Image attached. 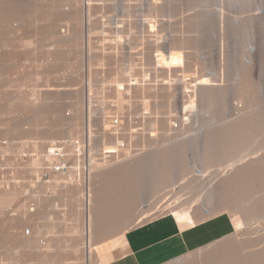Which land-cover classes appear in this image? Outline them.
Here are the masks:
<instances>
[{
	"label": "rangeland",
	"instance_id": "rangeland-1",
	"mask_svg": "<svg viewBox=\"0 0 264 264\" xmlns=\"http://www.w3.org/2000/svg\"><path fill=\"white\" fill-rule=\"evenodd\" d=\"M170 1L172 0H2L3 10L1 9L0 14L5 18L0 17L3 20L0 21V61L3 63L5 56L12 57L13 61L5 58L3 64L0 62V187L19 191L21 203L33 215L32 219L24 222L19 234L24 232L27 235L28 230L32 235L37 231L40 249H44V236H49L47 239L53 246L50 247V253L45 252L51 257L47 255L49 260L45 262L36 257V252L33 254L35 249L31 251L33 255L28 252L18 258L21 260L13 259L14 254L21 251L12 241V231L3 225L5 218L16 214L12 204L4 212V217H0V264H100L103 252L124 235L121 234L122 230L125 231L122 228L130 223L134 224L124 217L133 215L132 209L131 212H126L130 203H138L139 206L137 208L130 205L134 207L133 210L137 208L133 212L134 218L130 215L131 220H135L138 212L141 214V205L149 198L155 208L158 202L154 198L161 189V184L166 185H161L164 189H170H166L167 192L162 189L163 192H169L168 195H172L173 191L176 193L172 187L175 185L174 180L169 179H174V174L180 168H184L182 171L185 170L190 182L188 187L191 186L188 192L184 189L182 194L177 195L187 202L188 206L185 207L194 205L190 207L188 215L200 212L196 221H203V210L208 208L214 210V213L205 223L218 215H228L230 225L227 226L228 235L221 239H217L211 231L214 226L203 227L205 238L199 244H193L188 254L166 264H264V82L259 80L261 70L256 61L249 63L252 67L247 64L245 56L244 61L235 67L236 72L232 73L231 66H227L229 56L225 55L218 61L219 72L224 74L223 80L212 82L209 78L205 79L209 67L206 56L209 41H206L207 37H202L203 28L198 24L201 21V11H184L186 9L183 2L177 6L181 7L177 9V13L172 10L160 11L159 16H150L146 10L147 5L152 8V4L156 5L157 2V6L161 5L166 9L164 6L170 4ZM260 3L263 6L264 1ZM127 7L129 11L123 12ZM142 20L146 25L141 23ZM225 23L221 28L223 33L219 34L222 41L228 39L224 33L228 28ZM257 31L259 34L255 32L258 36L255 37L257 41H252V50L256 49V45H264V23ZM155 37L161 39V47L155 45ZM87 38L90 42L89 52H85ZM23 41H29L30 47H23ZM247 46L243 47L244 54ZM161 49L166 55L161 53ZM85 54H89L90 58ZM193 72H196L197 80L192 79L195 76ZM240 76L249 78L245 90L238 89V85L234 84L236 80L238 84ZM46 89H49L48 92ZM35 90L44 93V103H41L44 106L34 114L22 111L21 105H18L20 101L13 98L30 95ZM238 90L239 94L243 91L242 100L239 97L242 94L239 95ZM87 92L90 97H87ZM85 99L90 101L91 115L90 119H85L84 116V127L78 126L84 131H77L73 129L76 128L75 121L79 123L73 120L75 105L83 104L80 109L82 106L85 109ZM118 100H122L124 104L120 111L116 109ZM233 101L242 105L239 114L232 112ZM143 103L148 105L145 106V111L140 109ZM16 110L26 113L23 115L15 112ZM10 122L17 126V130L13 132L10 125L11 133L7 130ZM106 124L111 130L103 133V126ZM172 124H178V127L173 129ZM4 125L7 128L6 134L2 133ZM86 132L90 133V137ZM71 133L75 141L69 138ZM78 140L83 142L77 146L81 150L75 147L80 152L76 151L72 156L67 147H72ZM201 140L206 147L203 153L198 151ZM32 144L37 146L36 149L32 148ZM122 151L128 156H120ZM62 152H66L67 156L58 160L57 156H65ZM116 155L120 156V161L109 167V164L115 162L113 157ZM89 156L100 164L101 169L90 176V194L94 193L111 203L116 201L114 207L118 206V209H111L113 204L110 202L111 206L102 205L108 206L105 208L108 212L102 214H107L104 219L101 216L102 223H97L102 225L95 227V241L92 242L97 250L93 254H88L83 244L81 211L72 210L70 203L59 197L61 184L58 180L57 184L54 181L55 177H62L61 173L66 176L69 172L74 173L77 166H87ZM204 156L208 161L211 160L207 163H213L209 167L206 164L204 175L196 177V169L198 172L203 168L201 161L196 158L202 159ZM49 158H55L54 165L59 170H48ZM117 166H121V174L109 179L110 176L105 173L108 175V171L119 169ZM18 169L24 170L17 172ZM222 169L225 173L214 180V175L219 174ZM218 170L221 171L217 172ZM141 174L143 178L140 177ZM101 175L106 177H103L105 181ZM23 177H28L26 179L31 181L30 184ZM144 178L149 184V191V187L147 191L141 190L146 184ZM210 179L214 180L212 185L207 182ZM205 180L209 184L203 182ZM153 183H160L156 187L158 190L153 187ZM155 190L157 194L154 193ZM139 191H144L146 195L151 193L150 197L146 199V196L145 200L143 196V200H140L142 192ZM134 194L139 198H135ZM125 195L130 198L124 199ZM37 198L45 199L41 200L44 201L41 204L45 208L44 213L41 209L39 218L36 216ZM184 200L182 202L186 203ZM125 201L129 204H124ZM141 201L143 203L140 204ZM104 207L99 214L104 212ZM121 217L129 224L127 221V224L121 223V220L125 221ZM152 219L156 218H150ZM150 220H143L141 224ZM124 245L120 247L121 253L124 252Z\"/></svg>",
	"mask_w": 264,
	"mask_h": 264
},
{
	"label": "bare ground",
	"instance_id": "bare-ground-1",
	"mask_svg": "<svg viewBox=\"0 0 264 264\" xmlns=\"http://www.w3.org/2000/svg\"><path fill=\"white\" fill-rule=\"evenodd\" d=\"M173 1V2H172ZM172 1H170V4L168 3V5L167 4H165V5H167V6H164V7H166V9L165 8H162V6L161 5H159V6H157V4H159L158 2H157V4L156 5H154V3L152 4V8H150V7H148V5H147V11H148V13H150V16H151V14H153L154 16H159V14H160V11H168V12H171V10H172V12L173 13H175V11H176V13L178 12L177 11V9L179 8V7H177V6H179L180 5V3H182L183 2V4L185 5V9L186 10H184V11H190V10H193V9H199L200 11H201V21H199V25L203 28V31L202 32H204V34L202 35V37H204V38H206L207 40L206 41H209V45H208V49H209V52L206 54V56H207V58L209 59V67H208V69H207V71H206V73H205V79H210L212 82H214V81H216V82H219V81H221V80H223V75L224 74H222L223 72L222 71H220L219 72V69H218V67H219V64H218V61H219V59L221 58L222 59V57H224L225 55H227V56H229L228 57V64H227V66L228 65H230L231 66V68H232V70H233V72L232 73H235L236 71H234V70H236V66H237V64L238 63H241L242 62V60L244 59V57L246 56V59H247V64H249V63H251V61L252 62H254V61H256L257 62V64H258V67L260 68L259 70H261V72L259 73V80L263 83L264 82V65L263 66H260V64H264V45H263V43L259 46V45H256V49L255 50H252V48H253V43L255 42V41H257L256 39H255V37H256V35L257 34H259V32L257 31L258 29H259V26L262 24V23H264V4H263V6H261V1H264V0H178V1H176V0H172ZM2 2V0H0V13H1V4H3V3H1ZM161 3V2H160ZM166 3V2H165ZM140 5V4H139ZM132 7V6H131ZM135 7V6H134ZM121 8V7H120ZM181 8V7H180ZM179 8V9H180ZM220 8V9H219ZM3 10V9H2ZM122 9H119V11H121ZM182 10H183V8H182ZM129 11V7H127V9H123V12H128ZM140 11V10H139ZM181 11V10H180ZM179 11V12H180ZM255 12V13H254ZM4 13H5V11H4ZM170 14V13H169ZM4 15H6V14H4ZM11 15V14H10ZM257 15V16H256ZM180 16V15H179ZM187 16H188V14H187ZM225 16V17H224ZM0 17H3V16H1V14H0ZM13 17H16V16H13ZM171 17V16H170ZM176 17V16H175ZM3 18H5V16L3 17ZM174 18V17H173ZM146 19V18H145ZM156 19V18H155ZM159 19V18H158ZM175 19V18H174ZM188 19H189V17H188ZM2 20V19H1ZM0 20V21H1ZM85 20H87V19H85ZM128 20H129V18H128ZM3 21V20H2ZM143 21V20H142ZM190 21V20H189ZM214 21H216V22H214ZM42 22V21H41ZM129 21H127V23H128ZM226 22V23H225ZM141 23H143V24H145L146 25V23L143 21V22H141ZM224 23L226 24V25H228V28H227V30L224 32L225 33V37L226 38H228L226 41L224 40V41H222L221 39H220V35L219 34H222L223 33V29H221L222 27H224L223 25H224ZM123 24V23H122ZM121 24V25H122ZM4 25V24H3ZM12 25V24H11ZM87 25V24H86ZM189 25V24H188ZM122 27V26H121ZM119 29H120V27H119ZM118 29V30H119ZM221 31V32H220ZM255 32H258L256 35H255ZM88 34V33H87ZM188 36H190V35H188ZM192 36V35H191ZM194 36V35H193ZM258 36V35H257ZM260 36V35H259ZM178 38V37H177ZM189 38V37H188ZM195 38V37H194ZM194 38H192V39H194ZM155 39V45L156 46H158V47H161L160 45H161V39L160 38H158V37H155L154 38ZM198 39V38H197ZM255 40V41H254ZM86 41H87V47H85V52H89L90 51V47H89V38H87L86 39ZM250 41L252 42V41H254V42H252V43H250ZM188 42H189V40H188ZM38 43V42H37ZM245 43H246V45H248L247 46V50H245V54L243 53L244 51H243V47L245 48ZM256 43H258V42H256ZM83 44V43H82ZM81 44V45H82ZM85 44V45H86ZM245 45V46H244ZM22 46L23 47H30V42L28 41H23L22 42ZM80 46V45H79ZM83 46V45H82ZM77 47V46H76ZM75 47V48H76ZM164 47V46H163ZM176 48V47H175ZM174 48V49H175ZM198 48V47H197ZM197 48H195V49H197ZM200 48V47H199ZM198 48V49H199ZM77 50H78V47L76 48ZM81 49V48H80ZM165 49V47L163 48V50ZM197 49V50H198ZM201 49V48H200ZM162 49H161V53L162 54H165L166 55V52L165 51H163ZM30 51V50H29ZM43 51V50H42ZM81 51H84V49L82 50L81 49ZM243 51V52H242ZM31 52V51H30ZM44 52V51H43ZM186 53H189V52H186ZM90 54V53H89ZM89 54H87L88 56H89ZM195 54V53H194ZM86 55V54H85ZM86 55V56H87ZM189 55V54H188ZM191 56H193V54H190ZM3 56V55H2ZM1 56V58H3ZM7 56H5V58H6ZM186 57V56H185ZM194 57V56H193ZM5 58H3L4 60H5ZM10 58V57H9ZM9 58H6V59H9ZM12 58V57H11ZM9 59L10 61H13L12 59ZM84 58H86V57H84ZM89 58H90V56H89ZM43 59H44V57H43ZM50 58H48V60H49ZM51 59H52V61L54 60L52 57H51ZM4 60H3V63H4ZM188 60V59H187ZM190 60V59H189ZM6 61V60H5ZM42 61H44V60H42ZM50 61V60H49ZM48 61V62H49ZM84 60H81V62H83ZM208 60L206 59V61H205V65H207L206 64V62H207ZM244 61V60H243ZM1 63H2V61H0ZM8 62V61H7ZM51 62V61H50ZM0 63V64H1ZM2 63V64H3ZM9 63V62H8ZM44 63V62H43ZM84 63V62H83ZM88 63V62H87ZM7 64V63H6ZM83 65V64H82ZM90 65V64H89ZM249 65H251V64H249ZM192 66V65H191ZM9 67V66H8ZM83 67V66H82ZM251 67H252V65H251ZM84 68V67H83ZM89 69H88V71L90 70V67H88ZM196 69V68H195ZM1 70V69H0ZM85 71V70H84ZM84 71H83V73H84ZM10 72V71H9ZM13 72V71H12ZM87 72V71H86ZM89 72H91V70L89 71ZM88 72V75L90 74ZM190 72V71H189ZM231 72V71H230ZM194 73V72H193ZM196 73V72H195ZM194 73V74H195ZM193 74V75H194ZM87 75V74H86ZM91 75V74H90ZM89 75V76H90ZM85 77H87V78H89L88 76H85ZM84 78V77H83ZM91 78V77H90ZM197 77H196V74H195V76H193V78L192 79H195V80H197L196 79ZM36 79V78H35ZM199 79V78H198ZM200 79H202V77H200ZM12 80H14V79H12ZM36 81H37V79H36ZM79 81V80H78ZM198 81H200V80H198ZM234 81V80H233ZM21 82V81H20ZM83 82H84V80H83ZM88 82H90V80H88ZM237 82V80L236 81H234V84L238 87V89H243V90H245L244 88L246 87V89H247V87L248 86H246V85H248L249 84V78L247 77V76H240L239 77V79H238V84L236 83ZM10 83V82H9ZM19 83V82H18ZM210 83V82H209ZM82 84H85V83H82ZM90 84V86H91V83H89ZM89 84H87V86L89 85ZM200 84V83H199ZM199 84H198V86H199ZM210 84H212V83H210ZM10 85V84H9ZM18 85V84H17ZM41 85V84H40ZM79 85V84H78ZM86 85V84H85ZM196 85H197V83H196ZM195 85V86H196ZM202 85L204 86V83H202ZM216 85H217V83H216ZM11 86V85H10ZM22 86V85H21ZM45 86V85H44ZM48 86V85H47ZM46 86V87H47ZM201 86V85H200ZM203 86H201V88L203 87ZM209 87V86H208ZM236 87V88H237ZM13 88V87H12ZM53 88V87H52ZM57 88V87H56ZM64 88V87H63ZM207 88V87H206ZM50 89V88H49ZM49 89H46L47 90V92H48V90ZM54 89V88H53ZM60 89V88H59ZM80 89V88H79ZM83 89H84V86H83ZM89 89H90V87H88V91H89ZM43 90V89H42ZM52 90V89H51ZM67 90V89H66ZM72 90V89H71ZM70 90V91H71ZM237 90V89H236ZM17 91V90H16ZM39 91V90H38ZM38 91L36 92V90L35 91H32L31 93H30V95H26V96H23L22 97V95H20V96H18V97H14L13 99H16V100H18V101H20L19 102V107H20V105H21V108L20 109H22V111L24 110V111H26V112H30V113H32V114H34V113H37V112H39L40 110V108L41 107H43L42 106V104L41 103H44V102H42V99H44L43 97L44 96H42V94H44V93H38ZM43 91H45V90H43ZM75 91V90H74ZM73 91V92H74ZM51 92V91H50ZM65 92V91H64ZM72 92V91H71ZM80 92H82V91H80ZM85 91L83 90V93H84ZM90 92V91H89ZM89 92H87L88 94V96L87 97H90V93ZM117 92V90L115 91V93ZM130 92V91H129ZM128 92V93H129ZM46 93V92H45ZM54 93H57L56 91L54 92ZM238 94H239V90H238V92H237ZM242 93H243V91H242ZM241 92H240V94H242ZM245 93V92H244ZM58 94V93H57ZM61 94H62V92H61ZM80 94V93H79ZM82 94V93H81ZM239 94V95H240ZM48 95V94H47ZM72 95V94H71ZM84 96V95H83ZM241 96H243V94L242 95H240L239 97L241 98V100L243 99ZM6 98H7V96H6ZM86 98V97H85ZM88 99V98H87ZM87 99H85V106L86 107H84L85 109H83V106H82V109H80V107H81V105H83V104H76L75 105V113H74V118H73V120L75 121V120H77V121H79V123H76V121H75V126H76V128H73V129H77V131L78 130H81V129H83V128H81V129H79L78 128V126H85V125H83L84 124V116H86L85 117V119H90V115H91V110H90V101L88 102V100ZM15 100V101H16ZM86 100H87V102H86ZM90 100V99H89ZM18 101H16V103L18 102ZM13 102H14V100H13ZM22 102V103H21ZM21 103V104H20ZM78 103V102H77ZM84 103V102H83ZM79 105V106H78ZM123 101L122 100H118L117 101V104H116V109L118 110V111H120L121 109H122V107H123ZM147 104H142L141 106H142V108H140L141 109V111L143 110V111H145V106H146ZM148 106V105H147ZM131 108V107H130ZM148 108V107H147ZM15 109V108H14ZM92 109V108H91ZM19 110V109H18ZM84 110H85V113H84ZM241 110H242V105H240V103L238 102V101H233L232 102V112L234 113V114H236V113H240L241 112ZM10 111V110H9ZM8 111V112H9ZM21 111V110H20ZM22 111L21 112H19V111H15V112H19L20 114L22 113ZM139 111V110H138ZM11 113L13 112V110H11L10 111ZM9 112V113H10ZM25 112V113H26ZM132 112V111H131ZM25 113H22L23 115L25 114ZM140 113H142V112H140ZM139 113V114H140ZM5 114V113H4ZM17 114V113H16ZM85 114V115H84ZM93 114V113H92ZM13 116V115H12ZM16 116V115H15ZM93 116V115H92ZM91 116V117H92ZM139 116V115H138ZM1 117V116H0ZM149 117V116H148ZM12 118V117H11ZM104 118H107V117H104ZM142 118V117H141ZM8 120L9 121H11V119H9V117H8ZM7 120V121H8ZM106 120V119H105ZM6 121V122H7ZM88 121V120H87ZM151 121V120H150ZM149 121V122H150ZM3 122V121H2ZM16 122V121H15ZM89 122V121H88ZM91 122V121H90ZM105 122V121H104ZM12 122H10V124H9V128L7 129V130H9L10 128H11V126H12V129H11V131H15V130H17V126H15V124L14 125H12L11 124ZM151 123H152V121H151ZM2 124V123H1ZM5 124V123H4ZM7 124H8V122H7ZM103 124V123H102ZM117 124V123H116ZM11 125V126H10ZM114 125V124H113ZM153 125V124H152ZM15 126V127H14ZM90 126V125H89ZM109 126V125H108ZM112 125H110V127H111ZM151 126V125H150ZM6 127H8V125L6 126ZM91 127V126H90ZM104 128H103V133H106V131H109V130H111V128H109V127H107V124L106 125H104L103 126ZM152 127H154V126H152ZM171 127L173 128V129H176L177 127H178V125H177V127H175L174 126V124H172L171 125ZM87 128H89V127H87ZM114 128V127H113ZM5 129V125H4V130H3V128H2V130L5 132H2L3 134H6L7 133V130ZM1 130V131H2ZM6 130V131H5ZM36 131V130H35ZM83 131H84V129H83ZM88 131H90L89 129H88ZM113 131H114V129H113ZM112 131V132H113ZM8 132H10V130L8 131ZM11 133V132H10ZM86 133H88V132H86ZM103 133H101V134H103ZM114 134H115V132H113ZM112 133V134H113ZM85 134V133H84ZM89 134L90 133H88V136H89ZM108 134V133H107ZM106 134V135H107ZM7 135H9V134H7ZM6 135V136H7ZM110 136H112L111 135V133L109 134ZM70 137L69 138H73V134L71 133L70 135H69ZM85 136V135H84ZM117 136V135H116ZM78 137V136H77ZM90 137V136H89ZM79 138V137H78ZM88 138V137H87ZM117 138V137H116ZM114 139V138H113ZM76 140V139H75ZM74 140V138H73V141H75ZM82 140V139H81ZM88 140V139H87ZM86 140V141H87ZM73 141H72V143H73ZM90 141V140H89ZM82 141H80V140H78V141H76V143H74V145H72V144H70V145H72V147H70L69 146V148L67 147V149H68V151L70 152V155H71V153H72V156H74V154L73 153H75L77 150L76 149H74L75 147L76 148H80V147H77L78 146V144L79 143H81ZM69 143H71V141L69 142ZM83 143V142H82ZM204 141H199V145H198V151H200V153H203L204 151H205V146H203L204 145ZM242 143V142H241ZM68 145V144H67ZM80 145V144H79ZM83 145V144H82ZM36 145L35 144H32V148H35L36 149ZM82 147V146H81ZM80 150H81V148H80ZM80 150L79 151H77L76 153H78V152H80ZM89 150H90V148L88 149V152H89ZM120 152V151H119ZM235 152H237L236 151V149H235ZM58 152H56V154H57ZM65 156L64 157H61V156H57L59 159L58 160H60L61 158H65L67 155H66V152H62ZM75 153V154H76ZM233 153V152H232ZM14 154V153H13ZM58 155V154H57ZM204 155V154H203ZM233 155H235V153L233 154ZM78 156V155H77ZM92 156H93V154H92ZM92 156H89V163L87 164V166H82L81 167V165L80 166H77V168H76V171L73 173V171L72 172H69L66 176H63L62 175V173H61V176L62 177H59V178H56L55 176V178L52 176V178H54V181H55V183L57 182V180H58V182L61 184V190H60V198L61 199H63L64 201H68L70 204L69 205H71V208H72V210H80L81 212H79L80 214H81V216H82V239L84 240V242H83V244L85 245L84 247L86 248V252L88 251V254H93V252H94V250L96 251L97 250V248L94 246V241H95V239L93 240V238H95L94 236V234H96L94 231L96 230L95 229V227H96V225H97V223H99V221H101V216H103L102 214H104V213H107L108 212V210H107V212H106V209H107V207L108 206H103L104 207V209L105 210H102V211H104L103 213H101V214H99L100 213V209H103V207H102V205L103 204H109V200L107 201L106 199L105 200H102L99 196H97L96 194H90L91 193V190H89L90 188H88V185H90L88 182L90 181L89 179H90V176H92V173L94 174V173H96L97 171L99 172V171H101V169H100V164L92 157ZM120 156H128L126 153H124L123 151H122V155H120ZM120 156L118 155H116L115 157H113V160H115V162H113V163H111V164H109L110 166L109 167H111V166H115V163L116 162H119L120 161ZM122 157V158H123ZM130 159H131V157H129ZM134 158V157H133ZM132 158V159H133ZM83 159V158H82ZM128 159V158H127ZM205 159H206V161H205ZM123 160V159H122ZM129 160V159H128ZM196 160L198 161V160H200L201 161V163H202V165H203V168L200 170V171H198L197 172V170L198 169H196V177H199V175H204V173L206 172V170H205V166H206V164H207V166L209 167V166H211L212 165V163H213V161L212 162H210V163H207V162H209V161H211V160H209L208 161V159L204 156L202 159L201 158H196ZM12 161H14V159L12 160ZM47 161L49 162V165H48V170L49 171H53V170H55V169H57V170H59L60 168H56L55 167V165H54V162H55V158H49V159H47ZM7 162V161H6ZM79 162V161H78ZM262 162V161H261ZM81 164V163H80ZM17 165H18V163H17ZM206 166V167H207ZM233 166V165H232ZM117 167H119V169H117V168H115V169H112L111 171H108L109 173H108V175H107V173H105L106 174V176H110L109 177V179L111 178V177H113V176H115V175H117V174H121L120 173V171H122V169L120 170V168H121V166H117ZM124 167V166H123ZM130 167V166H129ZM142 167V166H141ZM105 168V167H104ZM126 168H128V167H126ZM125 168V169H126ZM133 168V167H132ZM180 168V167H179ZM193 168V167H192ZM225 168V167H224ZM223 168V169H224ZM129 169V168H128ZM138 169V168H137ZM136 169V170H137ZM184 169V168H183ZM183 169H177L178 170V173L177 174H174V173H172V175L174 174V175H176L175 176V178L173 179H169V180H174V186H172V187H174V189L176 190V193H173L172 192V195L170 194V195H168V193H165V191L163 192L162 191V189L163 190H166V189H164L165 187H166V185H163V184H161V185H163V186H165L164 188L163 187H161V185H160V183H158L160 186V188L161 189H159V191H160V193H159V191H157L158 192V194L156 193V190H158V189H156V187H158L157 185H154L155 183H153V187H155V194H157L156 195V197L154 198V200L155 199H157L156 201L158 202V204H157V206H155V208H153L154 207V203L152 202V200L149 198L148 199V196L150 197V194L151 193H148L147 195H146V193H143L144 191H141L142 192V196L140 197V200L142 199V197L145 199V197H146V199H148V200H144L145 202L143 203V201H141L140 202V204L141 203H143V205H141L142 206V212H141V214H140V212H138L139 213V215H137L136 217H135V220L134 219H132L131 220V216L133 217L134 216V213L133 212H135L134 210H136L139 206H137V204H133L134 206H136L135 207V209L133 210V208L131 207V206H133L131 203H130V205H129V207L127 208V210H126V212L128 211V212H131V210L130 209H132V214L133 215H131V214H128L127 216H124V217H126V219H128V220H130L129 222H131L132 221V223H134L133 225H131V223H130V225H124L125 227H123L122 228V224L120 225L121 226V228L122 229H125V231H123L122 229V237H119L118 238V240L116 241V246L115 245H113L112 247H110L107 251H105V252H103V256H101L100 257V259L99 260H101V262H100V264H110L111 263V261L113 260V259H115V258H117V256L119 257V255L121 256V254H123V253H121V249H120V247H122L124 244H126L125 243V234H126V232H128V230H130L132 227H135L136 225H138V224H141V222L143 221V220H147V219H149L150 220V218H153V217H155V218H158V217H160V216H162V215H165V214H169L170 216H172L175 220H176V223H178V227H180V229L181 230H184V229H186V228H188V227H190V226H192V225H194V224H196V223H199V222H197L196 221V218H198L199 216H200V212L199 213H194V214H192V215H188L189 214V212H191V208H192V206L194 207V205H192V204H190V205H192V206H190V207H185V206H188L187 205V202L184 200V199H182L183 197H180V196H177L178 194H180L181 192H183L184 191V189H187V191L185 190V192H188V190L190 189V187H188L189 185H190V182H189V179L187 178V175L185 174L186 172H185V170H184V172L182 171ZM222 169V171L221 170H218L217 172H219V171H221L219 174H217L216 176L214 175V180H215V178L217 177V176H219V175H223V173H225V171ZM230 169V168H229ZM19 170L21 171V170H24V169H18V171L17 172H19ZM120 170V171H119ZM130 170V169H129ZM180 170H181V172H180ZM27 171H28V169H27ZM27 171L25 172V173H27ZM124 171V170H123ZM138 171V170H137ZM23 172V171H22ZM30 172V171H29ZM60 172V171H59ZM58 172V173H59ZM125 172V171H124ZM127 172V171H126ZM142 172V174H144V172L143 171H141ZM140 172V173H141ZM180 172V173H179ZM216 172V173H217ZM10 173V172H9ZM24 173V174H25ZM57 173V174H58ZM139 173V174H140ZM1 174V173H0ZM142 174L140 175V177L142 176ZM215 174V173H214ZM26 175V174H25ZM30 175H31V173H30ZM173 175V176H174ZM15 176V175H14ZM23 176V175H22ZM29 176V175H28ZM32 176V175H31ZM30 176V177H31ZM102 176V175H101ZM144 177H145V174L143 175ZM143 176H142V178H143ZM208 176V175H207ZM210 176V175H209ZM103 177H105L104 175L102 176V178ZM116 177V176H115ZM115 177H113V178H115ZM20 178H22L21 176H20ZM26 178H28V177H26ZM26 178H24L23 177V180L24 179H26ZM34 178H37V177H34ZM51 178V179H52ZM106 178V177H105ZM207 178V177H206ZM218 178V177H217ZM232 178H234V177H232ZM29 179V178H28ZM203 179V178H202ZM205 179V178H204ZM31 180H32V177H31ZM103 180H104V178H103ZM213 179H210L209 181L207 180V182H209L210 184H211V182L213 183V181H214ZM25 181V180H24ZM23 181V182H24ZM28 180L26 179V182H27ZM105 181V180H104ZM221 181V180H220ZM29 182V181H28ZM27 182V183H28ZM31 182V181H30ZM30 182H29V184H30ZM57 182V183H58ZM144 182L147 184V180L145 181V178H144ZM143 182V183H144ZM158 182V181H157ZM156 182V183H157ZM200 182H202V181H200ZM203 182H206V180L205 181H203ZM206 182V183H207ZM54 183V182H53ZM56 183V184H57ZM142 183V184H143ZM168 183H169V181H168ZM170 183H172V182H170ZM209 183H207V184H209ZM32 184V183H31ZM83 184H85V185H87V187H85V185H83ZM113 184V183H112ZM146 184H144L142 187H141V190H146L147 189V187H149V184H147L148 186H146ZM167 184V183H166ZM205 184V183H204ZM203 184V185H204ZM207 184H205V185H207ZM214 184H215V182H214ZM217 184V183H216ZM170 185V184H169ZM169 185H167L168 187H169ZM172 185H173V183H172ZM212 185V184H211ZM208 187H209V185H207ZM206 186V187H207ZM222 186V185H221ZM90 187V186H89ZM144 187V189H142ZM177 189H176V188ZM203 187V186H202ZM210 187H213V186H210ZM171 188V187H170ZM199 188V187H198ZM220 188V187H219ZM222 188V187H221ZM149 189H150V187L148 188V191H149ZM202 189V188H201ZM211 189V188H210ZM217 189H218V187H217ZM223 189V188H222ZM221 189V190H222ZM168 190V189H167ZM167 190H166V192H167ZM170 190V189H169ZM168 190V191H169ZM182 190V191H181ZM204 190H205V188H204ZM203 190V191H204ZM209 190V189H208ZM212 190V189H211ZM147 191V190H146ZM145 191V192H146ZM140 192V191H139ZM140 192V193H141ZM184 192V196H185V193ZM211 192V191H210ZM218 192H220V190L218 191ZM19 191H16V190H10V189H7V188H5V187H0V217H4L3 215H4V212L12 205V204H14V206H15V211H16V214L14 213V214H10L9 215V217H7V218H5L6 219V221H4V223H3V225L5 224L6 225V227L8 226V230H11L12 231V233H13V239H12V241L15 243V246H17L19 249H20V253L19 254H14V260L16 261V260H21V259H18L19 257H22L24 254H27L28 252H29V254L31 253V251H33L34 249H35V251H33V254H34V252H36L35 254H36V257L38 256V258H39V260L40 261H43V262H45V261H48L49 259H47L48 257H47V255H49V258H51L50 257V254H45V252H48V253H50L49 252V250H50V247H52L53 245H51V244H49V240L47 239L49 236H44V246L42 245V247L44 248V249H40L41 248V245H39V240H38V235H37V231L35 232V233H33L32 235L31 234H29V231L27 230V235H25L24 234V232H20L21 234H19V230H21V227H22V225L24 224V222L27 220V219H32L33 218V215L31 214V212H30V210L28 209V208H26V206H24L22 203H21V198H20V196H19ZM191 193V192H190ZM212 193V192H211ZM138 194V193H137ZM143 194H145V195H143ZM182 194V193H181ZM167 195V196H166ZM138 195H136V194H134V197L135 198H139V197H137ZM152 196V195H151ZM98 197L100 198V199H98ZM125 197L127 198V199H129L126 195L124 196V199H125ZM190 197H192V195L190 196ZM158 198H159V200H158ZM171 198H173L172 200H170ZM189 198V197H188ZM104 199V198H103ZM162 199H164V200H162ZM187 199V198H186ZM41 200H44L45 201V199L44 198H37V202L35 203V204H37V211H38V214L36 215L38 218L41 216V209H43L42 211H43V213H44V208L42 207L44 204H41L42 202H44V201H41ZM139 200V201H140ZM143 200V199H142ZM185 201L186 203H184V202H182V201ZM112 201V200H111ZM193 201V200H192ZM191 201V202H192ZM190 202V203H191ZM111 203V202H110ZM128 203V202H127ZM127 203H126V201H125V203L124 204H126L127 205ZM195 203V202H194ZM113 204V205H112ZM114 204H117V202L116 201H114V202H112L111 203V205L113 206H111L110 204H109V206H111V209H114V208H117L118 206H116V207H114ZM120 204V203H119ZM118 204V205H119ZM129 204V203H128ZM188 204H189V202H188ZM45 206H46V204H45ZM210 206V205H209ZM78 207H79V209H78ZM126 207V206H125ZM125 207H124V209H125ZM118 209V208H117ZM130 211H129V210ZM206 209V210H205ZM204 210H203V218H205V219H208V218H211L212 216H213V213H214V210H212V209H208V208H205ZM34 211H35V209H34ZM39 211H40V213H39ZM123 211H125V210H123ZM139 211V210H138ZM196 211V210H195ZM113 212H114V210H113ZM125 212V213H126ZM127 212V213H128ZM115 213V212H114ZM137 213V214H138ZM193 213V212H192ZM107 215V214H106ZM106 215H104V216H106ZM131 215V216H130ZM35 216V217H36ZM104 216H103V218L102 219H104ZM122 216V215H121ZM5 217H6V215H5ZM16 217V218H15ZM124 217H121L120 219H124ZM107 218V217H106ZM134 218V217H133ZM5 219H3V220H5ZM125 220V219H124ZM133 220H134V222H133ZM153 220V219H152ZM127 220H125L124 222H123V220H121V223H125V224H127V222H126ZM129 222H128V224H129ZM27 223V222H26ZM100 223H102V221L100 222ZM102 224H99V225H97V227H99V226H101ZM139 226V225H138ZM3 227H5V226H3ZM22 231V230H21ZM121 236V235H120ZM57 241V240H56ZM93 241V242H92ZM119 245V246H118ZM59 245L57 244V247H58ZM56 247V248H57ZM33 249V250H32ZM38 249H40V250H38ZM52 251V250H51ZM18 253V252H17ZM115 253L117 254L116 256H115ZM32 254V253H31ZM32 254V255H33ZM28 256H30V255H28ZM115 256V257H114ZM32 257V256H31ZM33 257H35V256H33ZM47 257V258H46ZM24 258V257H23ZM37 258V259H38ZM45 259H47V260H45ZM264 259V258H263ZM261 260V259H260ZM262 261V260H261ZM42 262V263H43ZM263 262V261H262ZM41 263V264H42ZM258 263V262H257Z\"/></svg>",
	"mask_w": 264,
	"mask_h": 264
},
{
	"label": "crops",
	"instance_id": "crops-1",
	"mask_svg": "<svg viewBox=\"0 0 264 264\" xmlns=\"http://www.w3.org/2000/svg\"><path fill=\"white\" fill-rule=\"evenodd\" d=\"M205 221L181 230L176 220L167 215L133 227L125 234L124 253L110 264H166L177 260L205 238L202 231L207 226H214L211 231L217 239L228 235V215Z\"/></svg>",
	"mask_w": 264,
	"mask_h": 264
},
{
	"label": "built area",
	"instance_id": "built-area-1",
	"mask_svg": "<svg viewBox=\"0 0 264 264\" xmlns=\"http://www.w3.org/2000/svg\"><path fill=\"white\" fill-rule=\"evenodd\" d=\"M177 125H178V124H177ZM177 125L174 124L175 127H177ZM167 215H169V214H165V215H162V216H160V217L167 216ZM158 218H159V217H158Z\"/></svg>",
	"mask_w": 264,
	"mask_h": 264
}]
</instances>
